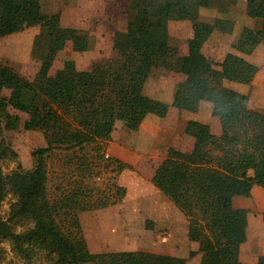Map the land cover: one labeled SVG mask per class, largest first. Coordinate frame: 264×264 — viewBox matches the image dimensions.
I'll return each mask as SVG.
<instances>
[{
	"label": "trees",
	"instance_id": "obj_1",
	"mask_svg": "<svg viewBox=\"0 0 264 264\" xmlns=\"http://www.w3.org/2000/svg\"><path fill=\"white\" fill-rule=\"evenodd\" d=\"M235 1L127 0L125 29L116 31L112 40L113 59L89 70L66 59L51 73L67 43L76 52L89 49L88 32L62 26L60 12H43L40 0H0V38L16 33L25 20L39 26L31 45V55L39 61L33 78L0 64V209L8 201L6 214L0 215V244L6 243L15 258L26 264H187L199 254L198 264H238L246 240L247 209L234 207L233 197L250 196L254 185L264 188V113L249 108L248 95L224 81L248 85L258 72L245 56L264 44V0H246V15L260 19L261 26H242L231 44L234 51L218 62L204 54V44L214 30L232 33L234 21L219 17L209 23L199 17L200 9L214 2L226 13L227 5ZM172 20L191 24L185 54L169 44ZM157 67L184 76L170 103L143 92ZM5 90L8 94L2 97ZM202 100L211 103L219 133L189 119L183 131L193 141L191 149L169 146L150 180L184 214L188 240L197 242L198 249L186 257L143 250L90 251L79 213L93 207L79 190L53 201L48 198L49 155L55 150L82 152L94 144L96 157L107 160L99 143L111 139L118 122L136 130L148 114L164 118L170 108L196 111ZM10 108L26 115L24 129L43 132L46 145L32 151L30 169L22 167L3 135L19 127L20 116ZM111 161L118 173L132 168L117 158ZM84 162L80 159L78 169ZM2 163L15 166L4 172ZM110 191L114 198H105L97 207L116 204L126 194V188L115 182ZM153 223L146 220V228L152 229ZM6 251L0 245V264ZM256 264H264V254Z\"/></svg>",
	"mask_w": 264,
	"mask_h": 264
},
{
	"label": "rangeland",
	"instance_id": "obj_2",
	"mask_svg": "<svg viewBox=\"0 0 264 264\" xmlns=\"http://www.w3.org/2000/svg\"><path fill=\"white\" fill-rule=\"evenodd\" d=\"M245 4L246 0H236L234 4L227 5L226 13H221L218 10V2H214L209 8L200 9L199 17L200 20L209 23H213L219 17L230 18L234 21L235 33H238L242 26L259 27L261 20L246 15ZM126 5L127 0H57V4H49V0H43L42 11L45 13L60 12L59 9L62 11L66 7L69 8L63 12L62 25L86 30L90 41L89 49L82 53L73 51L70 43H67L65 48L58 52L50 72L54 73L66 59L73 60L80 70H89L94 64L113 59L116 52L112 48V40L116 31L125 29ZM38 31V25L25 20L16 33L0 38V64L12 67L28 79L33 78L38 70L39 61L31 55V45L33 37ZM168 34L169 44L177 47L180 54H185L187 39L192 35L190 22L187 20L169 21ZM234 40L233 32L227 34L214 30L209 40L204 44L203 52L213 62H218L228 50H231ZM247 58L258 67V72L252 80L253 84L252 82L246 85L229 81H224V84L247 94L248 107L256 108L264 113V44H261ZM183 78L184 76L180 73L171 72L161 67L153 68L144 85L143 92L152 98L170 103L177 82ZM7 94L8 91L5 90L1 96L6 97ZM9 111L20 116V123L17 129L6 130L3 135L16 151L22 167L30 169L34 163L32 151L46 145L43 132L24 129L23 121L26 119V115L12 108ZM210 111L211 103L202 100L196 111L170 108L164 118L148 114L136 130L126 123L119 122L112 132L111 139L99 143L102 148L101 153L105 155L107 153L109 156L107 160L96 157L97 152L94 150V144L86 146L82 152L77 149L75 151L55 150L49 155L47 158L48 198L53 201L69 190H79L83 191L84 201L93 207L89 211L79 213L82 232L90 251L143 250L175 256L188 254V250L192 249L193 245L186 238L187 220L184 214L173 205L176 215L172 216L169 224L173 230L174 242L159 241L156 235L158 231L154 229H159L161 226L158 227V223H153V228L147 229V225L142 222L143 219L149 220L148 217H155L150 216L151 208L155 206L154 201L138 196L137 192L143 191L145 196L152 194V190L148 186L153 188V185L142 179L157 167L169 146L184 151L191 149L193 141L183 131L189 119L207 123L213 133H219L218 119L213 117ZM110 142L120 143L129 150V159H133L132 162L135 159L133 162L135 164L131 165L132 168L129 170L137 172L138 176L142 178L135 181L139 178L137 175V177L129 175L126 177L129 194L127 199H121L120 203L117 202L122 206V212L119 209V215L125 216L129 213L125 219L123 217V220L115 218L118 214L110 212L107 209L108 205L97 207V204L105 198L109 197V201L114 198L111 197L113 192L110 191V188L115 182L114 179L118 171L115 163L111 161L114 156L112 157L108 150ZM99 153L100 151H98ZM82 158L85 159V165L78 169L77 165ZM14 166V163H2L1 165L4 172H8ZM85 173L87 175L84 176ZM162 198H165L164 202L166 200L170 202L166 197ZM7 202L1 206V216L7 212ZM255 206L258 207V204ZM260 206L264 209L263 201H260ZM253 211L255 212V210ZM18 229L22 230V228ZM176 240L179 245L177 247L174 245ZM0 245L7 250L1 264H26L12 255L6 243ZM193 260L195 258L190 259L189 264H193Z\"/></svg>",
	"mask_w": 264,
	"mask_h": 264
},
{
	"label": "crops",
	"instance_id": "obj_3",
	"mask_svg": "<svg viewBox=\"0 0 264 264\" xmlns=\"http://www.w3.org/2000/svg\"><path fill=\"white\" fill-rule=\"evenodd\" d=\"M42 2H43V0H40L41 8H42ZM51 3L57 4V0H49V4H51ZM59 10H60V23L62 25L63 12L69 10V8L66 7L65 9H62V11H61V9H59ZM254 19H258V18H254ZM261 23L262 22H260L259 27L261 26ZM246 26H249V25H246ZM65 27H69V26H65ZM249 27H251V26H249ZM259 27H251V28H259ZM239 31H238V33H235V25H234L233 34L235 36V39L238 36ZM208 40H209V38H208ZM260 45L261 44H259L255 49H258L260 47ZM228 51H234V50L231 48V50H228ZM248 56L249 55L245 56V58L248 59L247 58ZM252 84H253V81H252ZM248 89H247V91H248ZM253 109L256 110V108H253ZM197 121H199V120H197ZM108 148H109L108 150L110 151V155H112V157L114 156V158H117V159L121 160L122 162H126L130 165L135 164V163H133L135 161V159L133 162H132L133 159L132 160L129 159V150L126 147H124L122 144L110 142V145H108ZM106 156H108L107 153H106ZM154 170L151 171L150 174L146 176L147 178L144 177V179L139 177L137 172H133L129 169H124V170H121L119 173H117L115 176V179H114L115 183L119 186H123V187L127 188L126 196L124 198H122V200L127 199V195L129 194V187L126 183V180H127L126 177H128V175L133 176V177L138 176L139 178L135 179V181H137L138 179H142L145 182L151 183L150 180H151V177L153 175ZM148 187H150V189L152 190V194H150V196H145L144 195L145 192H143V191L137 192L138 196H143V198L149 199L152 202L154 201L155 206L153 208H151L150 216H155V217L154 218L148 217V218L150 220H153L154 223H158L159 224L158 227L161 226V228L159 227V229H157V228L154 229L155 231H158L156 233V235H157L159 241H168L169 240L168 242H171V241H173L174 234H173L171 224H169V223H171L172 216L176 215L175 214L176 212L174 210L175 205L167 197L166 198L170 202H168L167 200H166V202H164L163 199H165V198H162V197H165V196L157 188H155L154 186H153V188H151L150 185ZM263 189L260 186L254 185L251 189L250 196H248V197L234 196L233 197V206L234 207L247 209L246 240L240 246L238 264H256L258 256L264 254V220H263L264 209L260 206V201L264 202V190ZM120 202H118V203H120ZM118 203L113 204V205H108L107 209H109L110 212H114L115 214H118V215H116L115 218H120V220L121 219L123 220V217L125 219L129 215V213H128V215L124 214L125 216L119 215V209L121 211L122 206L118 205ZM255 204H258V207H256ZM153 210H154V213H152ZM253 210H255V212ZM142 222L144 224L145 219H143ZM186 223H187V221H186ZM159 230H161L163 232H161V231L159 232ZM165 234H167V235L165 236ZM186 238L188 239L187 228H186ZM190 242L193 246H192V249H190L188 251L197 250L198 249V243L195 241H190ZM175 243H174V245H176V247L179 246L177 244V240ZM187 253H189V252H187ZM186 256H188V254ZM186 256L183 255L180 257H186ZM193 258H195V260H193V264H198L200 255L197 254ZM187 264H189V261L187 262Z\"/></svg>",
	"mask_w": 264,
	"mask_h": 264
}]
</instances>
